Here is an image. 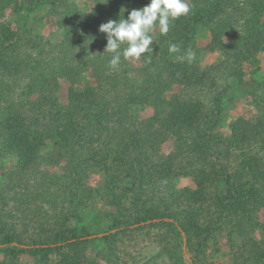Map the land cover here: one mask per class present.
<instances>
[{
  "label": "trees",
  "instance_id": "16d2710c",
  "mask_svg": "<svg viewBox=\"0 0 264 264\" xmlns=\"http://www.w3.org/2000/svg\"><path fill=\"white\" fill-rule=\"evenodd\" d=\"M42 1L35 0V3L41 4ZM137 2L142 8L149 0ZM115 6L113 4L106 11L110 20H117L120 11L121 16L123 15V9ZM192 8L187 16L170 21L166 35H161L160 32L157 35L150 33L153 37V52L143 55L144 58L149 57V62L155 66V79L153 84L139 88L138 93L131 90L124 97L122 107L119 108L121 118L114 123L109 122L110 108L103 102L97 85L81 87L82 71L78 64L62 63L67 58L66 53L60 52V64L56 67L52 64L55 59L44 55L42 50L30 47L35 52L28 53L23 49V42L29 46L32 43L19 32L20 24L14 29L9 23L0 22V103H6L5 114L0 117V157L5 154L12 155L15 159L11 170L4 169L0 162V171L6 176L5 182L0 185V246L6 259L0 264H18L19 255L24 253L34 257V264H49V255L62 248H68L69 252L60 253L52 264H96L95 261L88 260L79 248L90 235L80 236L76 227L69 226L70 216L77 214L80 205L92 201L98 191L85 181L86 172L90 168H96L106 175V182L111 183V187L108 186L111 195H115L111 188L116 181L122 182L123 187L136 194L146 184L153 183V176L161 180L177 171V175L190 177L194 187L181 191L179 198L185 203V209L179 211L181 219L178 222L169 215L165 217L146 211L148 215L136 216L131 225L160 218L162 220L149 225L170 226L178 231L182 241L184 232L189 245L200 249L202 245H206L216 228L220 229L229 222L231 231L239 239V248L235 251L240 256L247 255L244 260L233 256L231 264H264V223L256 218L259 209L264 208V160L258 152L264 151V114L260 113L253 119H238L230 124L227 135L216 134L214 129L221 112L220 96L210 101L208 107L199 96L190 95L184 99L172 94L165 98L163 91L167 88V82L161 77L167 73L174 77L179 73L181 82L191 88H208L209 69L217 67L201 69L196 66V62L194 66L179 59L187 50H197L192 45V37L201 25L207 26L210 32V40L202 50H219L227 54L229 60L225 64H219L221 68V65H225L223 76L241 78L242 62L264 51V0H193ZM21 10L19 7L17 12L20 13ZM128 12L130 11L124 12L125 18ZM55 14L59 12L56 11ZM69 16H72L71 12ZM97 18L96 11L90 13L84 27L94 28ZM60 25L62 26V21ZM71 33L72 30L66 29L65 41L70 40ZM98 38L97 56L91 61L92 65L98 66L96 74L114 80V75L108 73L106 68L110 54L104 52L107 43L105 34ZM170 44L178 45L180 52L170 54ZM125 46L122 45V48ZM170 55L174 58L170 59ZM60 78L69 83L68 102L65 105L59 102L56 95ZM19 90L21 94L14 95L16 99L5 96L7 92ZM262 94L261 99L256 102L258 109L260 103H264V90ZM34 95L36 97L33 98ZM137 105L152 106L154 114L145 120V125L134 127L131 133L123 122L130 108ZM156 122L160 123L156 124L161 125L160 128L163 126L177 135V152L159 156L156 160L158 165L155 161L150 162L156 168L154 173L148 171L150 164L146 166L147 172L144 171L141 149L136 153L135 162L128 165L127 161L126 164L124 158L130 143L138 149L140 143L148 142L149 137L153 136L152 128H155ZM110 129L111 135L105 139L104 134ZM148 129V135L140 137L139 131ZM182 131L188 132V135ZM48 141L53 143L54 151L49 155H42L41 151ZM59 154H64L67 159L63 174H53L41 169L42 164L57 163ZM183 154L189 156L186 161L180 158ZM214 156L216 160L212 159ZM230 157L234 158L233 172L229 171ZM130 171L137 174L136 179L130 178ZM146 176L149 178L145 179ZM233 176L239 178V184L233 181ZM35 181L40 188L32 187ZM212 186L216 187L215 193L209 196L208 191ZM59 188L65 198L62 211L51 212L55 209L49 206L50 208L45 209L50 213L48 215L39 207H34L36 205L33 199L40 196V203L50 205L48 196ZM10 201L14 209L6 215L3 208ZM211 206L215 207L218 215L214 219ZM14 213H21L24 217V230H27L30 220L37 219V237L30 241L23 240L16 229ZM163 218H170L172 221ZM131 225L116 226L113 228L116 231L101 238L106 240L122 234ZM135 227L142 228L143 225ZM255 231L260 232L259 238L255 237ZM229 241L235 243L233 237ZM22 244L29 247H21ZM179 252L180 255H176L177 261L182 256L181 249ZM190 259L191 264H202L196 254Z\"/></svg>",
  "mask_w": 264,
  "mask_h": 264
},
{
  "label": "rangeland",
  "instance_id": "374dc122",
  "mask_svg": "<svg viewBox=\"0 0 264 264\" xmlns=\"http://www.w3.org/2000/svg\"><path fill=\"white\" fill-rule=\"evenodd\" d=\"M13 1L0 0V22L9 23L14 29L20 24L19 32L29 38L32 43L30 46L26 42L22 43L23 49L27 50L28 53L30 51L35 52L33 49L38 48V51L42 50L45 53L44 55L55 59L52 64L57 67L60 64V60H58V58L61 59L60 52H63L67 54V58L62 63L78 64L77 66L82 71L80 86L97 85L102 95L101 98L106 103L104 104L110 108L109 122L114 123L121 118L119 108L122 107L124 97L131 93V90L138 93L139 88L153 84L155 66L151 65L149 62L151 59L147 57V60L144 55L138 60H125L122 57L119 70H110L107 66L108 73L114 75V80L96 74L95 69L97 70L98 66L92 65L91 62L97 56L98 37L103 34L99 32V26L110 20L106 12L108 8L115 4L118 9L126 8L128 11L134 8L139 9L141 5L137 0H43L41 4H36L35 0H16L14 3ZM188 2L191 9H193V0H188ZM19 7L22 9L20 13L17 12ZM56 11L59 14H55ZM94 11L98 15L96 26L94 28L84 27L87 16ZM69 12L72 13V16H69ZM60 21H62V26ZM262 23L264 25V13ZM66 29L72 30L69 41L64 40ZM158 32V28L152 31L154 35H157ZM209 40L208 27L200 25L192 37V45L197 50L194 51L196 58L191 62L194 66V62H196V66L201 69H207L210 66L217 67L212 70L209 69L210 77L208 78L210 82L208 88L203 90L193 89L181 82L179 73L174 77L170 73V76H168L167 73L161 75L162 79L167 82V88L163 91V96L169 98L172 94H176L184 99L190 95L199 96L204 100L207 107L210 105L208 104L210 101L212 102L215 97L220 96L221 112L214 132L227 135L232 122L241 118L253 119L260 113L264 114V103H260V109L256 105V102L263 96L262 90H264V51L258 52L249 60L242 62L241 78H225L223 76L224 64L229 60V56L219 50L214 52L203 51L204 45ZM225 40H228V37H225ZM151 57L156 60L154 55H151ZM172 58H174L173 55H170V59ZM186 62L188 61L186 60ZM221 63H224L221 65L222 68L219 65ZM161 67L163 68L162 65ZM58 82L59 89L56 95L59 102L65 105L68 102L67 88L69 83L64 78H60ZM19 92H11L13 94L7 92L5 96L15 98L14 95L19 96L21 94L20 90ZM5 104L4 101L0 103V117L5 114ZM133 107L135 108H130L123 122L126 128L129 129L128 132L131 133H133L134 127L145 125L147 123L145 120L154 114L153 107L150 105ZM156 124L160 123L156 122L155 128H152L153 136L149 137L148 142L140 143V148L136 149L135 145L130 143L124 158L126 164L127 161L128 165L134 163L136 153L141 149V164L145 167L144 171L147 172L146 166L150 162L155 161V164L158 165L156 160L159 156L177 152V135L167 131L163 126L160 128L161 125ZM149 129L138 130L140 137H146ZM187 133L185 132L186 135H188ZM110 135L111 129L105 132L104 138L107 139ZM54 148L53 143L48 141L41 154L49 155L54 151ZM258 152L264 160V151L258 150ZM64 157V154H59L57 163L42 164L41 169L53 174H63L64 167L67 165V159ZM188 157L186 154L180 156L184 161ZM212 159L216 160V157L214 156ZM233 159V157H230V172H233ZM0 162L4 169L11 170L15 164V159L12 155L2 154ZM151 165L148 171L154 173L156 168ZM86 173V183L98 191L92 201L80 205L77 214H72L69 218V226L76 227L80 236L103 233L116 226L131 225L136 216L145 217L148 215L146 211H150V214L165 215V217L169 215L178 222L181 219L179 211L185 209V203L181 202L179 198L181 191L194 187L190 177L177 175L176 173L179 172L176 171L161 180L153 176V183L146 184L136 194L123 187L122 182L116 181V184L111 188L115 195H111L108 191V186L111 187V183L106 182L107 177L103 172L96 168H90ZM129 174L132 176L130 177L132 180L137 178L134 171H130ZM148 178V176L145 177V179ZM5 180L6 176L0 171V185ZM127 181L129 183L130 179ZM233 181L239 184L240 180L233 176ZM32 187L40 188L41 186L35 181ZM215 189V186L211 187L208 191L209 196L214 195ZM125 194L126 196H124ZM41 199V196L33 199L34 205H36L34 207H39L42 212L48 215L50 213L46 212L45 209L49 206L55 209L51 212L64 209L65 198L60 188L57 191L53 190V193L48 196L47 199L51 201L50 205L40 203ZM42 205L46 208H43ZM12 209H14V206L10 201L9 205L3 208V211L6 215H9ZM211 214L213 219L218 216L213 206H211ZM13 215H16V229L22 235L23 240L30 241L33 237H37V219L30 220L27 230H24L23 221L25 219L22 214L14 213ZM256 218L259 222L264 223V208L259 209ZM231 230L232 226L229 222L220 229L216 228L206 245H202L200 249H195L193 245H189L186 237L185 251L188 257L183 251V241L178 231L163 224L154 226L147 224L143 225L142 228L130 227L124 233L106 240L101 237L88 238L79 248L85 253L88 260L95 261L96 264H191L190 257L195 254L199 256L202 264H231L233 263V256L238 257L240 260H244L247 256H240V253L235 251L239 248V239ZM254 235L259 238L261 234L259 231H255ZM230 237L234 238V244L229 241ZM1 248L2 246H0V263L6 259ZM179 249H181L182 256L181 260L177 261L176 255H180ZM68 250V248H62L54 251L49 255L48 263L56 262L60 253H67ZM34 263V257L30 254L19 255L18 264Z\"/></svg>",
  "mask_w": 264,
  "mask_h": 264
},
{
  "label": "clouds",
  "instance_id": "9594fccd",
  "mask_svg": "<svg viewBox=\"0 0 264 264\" xmlns=\"http://www.w3.org/2000/svg\"><path fill=\"white\" fill-rule=\"evenodd\" d=\"M122 9V16L120 11L117 20H108L98 29L105 34L107 43L104 52L110 54L108 66L113 70H119L122 57L125 60H138L143 54L153 52V37L150 33L158 28L161 35H166L170 21L187 16L191 5L188 0H149L142 8H134L128 12L127 18L124 17V12L128 10ZM122 45L126 46L122 48ZM168 51L174 54L180 52V48L176 44H170ZM195 58L196 53L190 49L179 57L189 63Z\"/></svg>",
  "mask_w": 264,
  "mask_h": 264
},
{
  "label": "water",
  "instance_id": "95a60500",
  "mask_svg": "<svg viewBox=\"0 0 264 264\" xmlns=\"http://www.w3.org/2000/svg\"><path fill=\"white\" fill-rule=\"evenodd\" d=\"M160 220H162V219H160V218H153L151 220H146V221L140 222L138 224H133V225H131V227H135V226H138V225H145V224H149L151 222H157V221H160ZM163 220L172 221V219H170V218H163ZM114 231H116V229H112L110 231H106V232H103V233L93 234V235H90L89 238L102 237V236H104L106 234H109L111 232H114ZM182 235H183V251H184L186 257H188V254L185 251L186 235H185L184 232H182ZM14 244L16 245V243H14ZM20 246L21 247H24V248H28L29 247L28 245H24V244H22Z\"/></svg>",
  "mask_w": 264,
  "mask_h": 264
}]
</instances>
